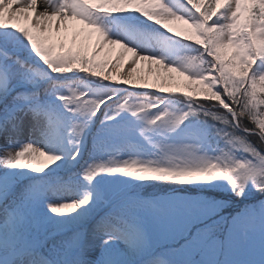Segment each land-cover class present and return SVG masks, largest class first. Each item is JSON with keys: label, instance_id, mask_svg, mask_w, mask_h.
<instances>
[{"label": "rangeland", "instance_id": "obj_1", "mask_svg": "<svg viewBox=\"0 0 264 264\" xmlns=\"http://www.w3.org/2000/svg\"><path fill=\"white\" fill-rule=\"evenodd\" d=\"M41 1L52 5L47 9L51 15L66 19L74 17L78 23L74 28L47 25L45 31L59 32L46 33L52 36L49 42L56 45L49 46L33 40L34 49L52 68L65 66L73 71L51 73L35 58L19 34L7 35L0 30V64L12 71V83L16 85L12 94L16 91L39 93L43 113V118L39 120H34L31 113L22 114L18 132L10 136L0 133V154L6 148L18 150L24 144L32 143L46 152L60 155L61 159L41 173L0 167V184L5 188L12 185L11 195L4 205H0V212L14 215L22 211L32 229V238L43 241L53 258L63 254L66 242L73 234L84 232L83 255L87 264H99V258L105 251L120 264H142L145 258L141 255L142 246L121 244L119 248L126 251V254H122L112 243L101 245L103 234L94 231V225L105 210L106 202L115 206L128 198L161 197L189 202L216 201L221 207L207 221L216 238L224 239L233 218L247 214V223L239 234V243L231 249L228 258L236 264H264V216L258 211L253 212L254 208L258 209L260 204H264V194L255 190L256 187H264V166L257 167V158L246 153L239 141L234 139L244 137L236 123V112L230 115L227 108L222 109L220 100L201 91L208 88V80H212L207 79L208 74L203 66V50L199 46L194 47V44L169 40L160 28L137 21L146 22L142 16L137 19L119 17L118 14H123L122 9L132 0ZM12 2L14 0H8L9 4ZM27 3V11L34 15L36 0H27ZM165 3L177 12L183 13L182 9H187L182 6L181 0H165ZM225 3L230 11V0H225ZM3 4L4 0H0V27L11 25L21 31L26 28V35H40V18L37 17V23L33 25L31 16L28 21L23 17L20 20L10 17L5 15ZM136 7L149 16L163 18L170 15L161 6L160 0H137ZM207 14L202 15L204 20ZM204 20L194 19L190 25L173 20L169 26L185 34H199L205 42L204 51L207 49L209 52L214 47L208 40L212 29L206 27ZM95 38L97 48H101L103 38L120 40L139 54L160 57L168 66L177 65L183 72L171 73L175 79L170 83L172 92L179 94L160 93L93 77L92 74L100 73L105 77L112 75L107 70L104 58L114 61L113 56H106L102 50L97 57L79 54L80 46L85 44L90 55ZM227 51L230 53V50ZM127 63V60L123 62L121 71ZM192 64H200V67L193 69ZM76 65L78 69L74 67ZM149 67L152 72L148 71ZM146 71L142 75L137 65V76L145 79H138L136 83H159L161 87L164 86L156 77L155 64L147 66ZM160 71L165 74L162 69ZM185 74L189 82L181 76ZM194 80H199L196 84L198 93L192 89ZM217 85L223 86L220 77ZM72 92L83 93L85 100L110 99L89 119L67 111L58 99ZM205 96L209 99L206 100ZM181 99L190 105L183 103L181 106ZM123 102H126V108L117 111L116 106ZM185 113V120L174 130L169 131L164 126L166 120ZM161 114H165L163 120L156 124L148 123V120ZM212 114L217 118L214 119ZM109 116L112 119H107ZM259 122L264 125V120ZM75 124L84 126L79 137L71 131ZM250 136L247 138L255 141V137L251 139ZM185 144L190 146L185 151H174L172 147H167ZM77 149L79 155L72 159ZM260 149L264 150V147ZM108 160L127 161L132 165L128 168L131 175L101 173L92 181L84 178L83 173L89 165ZM250 168L257 169L256 175L245 178ZM139 177L147 179L141 180ZM232 180L237 182L236 188L229 183ZM241 183L245 185L243 194L246 195L236 199L234 194L241 192ZM34 189H39L40 194L31 197ZM86 196L89 204L71 214L55 215L49 210V205L80 200ZM244 197L245 202L240 200Z\"/></svg>", "mask_w": 264, "mask_h": 264}, {"label": "snow or ice", "instance_id": "obj_2", "mask_svg": "<svg viewBox=\"0 0 264 264\" xmlns=\"http://www.w3.org/2000/svg\"><path fill=\"white\" fill-rule=\"evenodd\" d=\"M136 3L137 0H132L123 11L137 13L175 37L195 42L203 50V62L210 65L206 69L207 74L212 77L219 74L223 81L230 85L228 88L217 85L214 89L217 93L215 99L221 101L222 109L227 108L230 115L234 112L232 105L240 110L236 123L243 120L251 125V127L245 125L242 129L244 137L237 136L234 139L239 141L246 153L257 158V167L264 166V154H262L264 150L258 148L256 142L247 138L251 135L255 137V141L264 143V127L259 123L264 120V46H262L264 44V6H261L264 4V0H230V11L225 0H211L206 20L200 14L203 12L201 4L208 3V0H201L199 3L198 0H187L188 8L183 13L174 11L165 3V0H160L161 6L170 13L169 16L163 18L147 15L136 7ZM218 4L219 8L216 7ZM2 7L5 15H8L10 11L20 10L17 19L20 20L23 17L25 21H28L31 16L32 24L36 25L37 17L40 14L51 15L47 9L52 5L36 0L34 15L27 11V0H14L11 4L8 3V0H4ZM197 18L204 20L206 27L212 29L208 40L214 47L209 52L204 51L205 42L199 34H185L169 26V22L173 20L183 21L190 25ZM0 30H4L3 34L7 35L19 34V37L27 42V47L35 58L51 73L62 74L73 71L72 68H52L34 49L33 40L55 46L56 43L49 42L52 36L46 33L59 32L45 31L41 27L38 32L40 35L29 36L25 34L26 28L21 31L18 27L11 25L0 27ZM107 46H116L121 50L117 53L114 61L110 62L107 57L104 58L107 62V70L112 75L105 77L100 73L92 74L93 77L108 82L122 83L126 86L152 89L160 93L179 94L173 93L171 90L170 82L175 79L171 73H180L183 72V69H178L175 64L166 65L160 57L139 54L136 49L127 46L120 40ZM104 48L96 47L95 38L91 54L89 55L88 47L85 44L80 46L79 54L97 57ZM227 50H230V53ZM56 51L58 54V50ZM126 57L128 58L127 66L123 67L121 71ZM140 61H148L157 66L156 77L164 84L163 87L159 83H136L138 79H145L136 75L137 65ZM74 67L79 68L78 65ZM191 67L198 69L200 64H192ZM161 69L165 74H161ZM148 71L152 72V68L149 67ZM181 76L189 82L187 74ZM115 77H119V79ZM13 78L11 69L0 64V133L5 136L19 131L20 121L23 119L22 114L31 113L34 120L43 118L39 93L16 91L15 94H12L16 87L12 83ZM192 83L195 86L199 80H194ZM83 96V93L72 92L68 96H59L58 99L63 102L67 111L79 113L89 119L96 115L107 99H110V97H104L85 100ZM204 98L209 99L207 96ZM70 105H74V107H69ZM125 108L126 102L116 106L117 111ZM133 114L135 115L136 112L134 111ZM164 115L161 114L150 119L148 123L156 124L157 121L164 119ZM212 115L214 119L217 118L215 114ZM186 116L185 113L166 120L164 126L172 131L185 120ZM107 119L110 120L112 117L109 116ZM71 131L73 135L79 137L84 131V126L75 124ZM76 143L78 144L79 141ZM167 147H172L174 151H185L190 146L185 144ZM78 155L79 150L77 149L71 158L75 159ZM60 159V155L46 152L32 143H26L18 150L4 149L0 154V167L28 169L41 173ZM129 167L132 165L127 161L121 163L116 160H108L89 165L83 176L88 181H92L101 173L130 176ZM256 170V168L248 169L245 178L254 177ZM139 179L147 178L139 177ZM229 183L233 188L237 187L235 180L229 181ZM239 187L241 192L238 195L242 197L245 185L241 183ZM11 190V184L7 188L0 184V205H4L8 200ZM255 190L264 194V187H256ZM39 194V189H34L30 196L34 197ZM88 204L89 198L86 196L80 200L49 205V210L55 215H67ZM220 207L221 204L216 201L189 202L168 197L128 198L115 206L106 202L105 210L94 225V231L103 234L101 245L112 243L122 254H126V251L119 248L121 244L142 246L141 255L145 257L142 264H236L228 256L231 249L239 243V234L247 223V214L234 217L226 237L219 239L212 234L207 221L216 214ZM256 211L264 216V204H260L258 209H253L254 213ZM31 231L22 211H18L5 222H0V264H87L83 255V241L86 235L84 232L73 234L71 239L66 242L63 254L58 258H53L51 253L44 251L45 243L43 241H36L32 238ZM74 251H76L75 255H73ZM99 264H120V262L105 251L99 258Z\"/></svg>", "mask_w": 264, "mask_h": 264}, {"label": "bare ground", "instance_id": "obj_3", "mask_svg": "<svg viewBox=\"0 0 264 264\" xmlns=\"http://www.w3.org/2000/svg\"><path fill=\"white\" fill-rule=\"evenodd\" d=\"M43 3V1H41ZM20 10H17L16 12H9L8 15L11 17H18V13H19ZM48 14H40L38 16V18H40L41 20V24L45 30H47V25H50V24H55L57 26H64V27H72L74 28L77 23H78V20L74 17H69L68 19L66 18H60V17H56V16H53V15H48V17L46 16ZM114 41H111V40H108L107 38H103V40L101 41V44H100V47L103 48L105 47L104 49H102L103 53L104 54H107L106 56H113V59L115 60V57L117 55V53L119 51H121L118 47L116 46H107L108 44L112 43ZM128 61V58L126 57L124 61ZM154 63H152L153 65ZM150 63L148 61H140L138 63V66L140 67V72L142 73V75L144 73H146L147 71V66H149ZM137 75V74H136ZM147 78V77H146ZM20 144H18L17 146H19ZM12 215L8 212H0V222H5L9 217H11ZM34 240L36 241H40L39 239L37 238H33ZM44 251L47 252L46 249H44Z\"/></svg>", "mask_w": 264, "mask_h": 264}, {"label": "trees", "instance_id": "obj_4", "mask_svg": "<svg viewBox=\"0 0 264 264\" xmlns=\"http://www.w3.org/2000/svg\"><path fill=\"white\" fill-rule=\"evenodd\" d=\"M210 4H211V1H208V3H204V4L202 5L203 13H204V12H208V13H209V10H210ZM262 6H264V4H262ZM216 7H217V5H216ZM122 10H123V9H122ZM124 15L127 16V17H140V15H139V14H136V13H135V14H127V13L125 12ZM145 21H146L147 23H152V22L147 21L146 19H145ZM152 24H154V23H152ZM209 51H211V50H209ZM63 68H67V67L63 66ZM219 77L221 78L222 83H223V86H224L225 88L230 87V85L227 84L226 81H223L222 77H221L219 74H218L217 76H215V77H212V76L208 75L207 79H210V78L212 79L211 81L208 80L209 87L206 88V89H202L201 91H203L204 94H206V95H208V96H210V97H212V98H215V97L217 96V93L215 92L214 89L216 88V86H217V84H218V82H219ZM215 82H216V83H215ZM210 85H211V86H210ZM201 86H202V84H201ZM192 89H194V92H196V93L199 92V90L197 89V85H195L194 88H192ZM258 95H259V93H258ZM148 96H152V95L149 94ZM181 103L183 104V103H186V102L182 101V99H181ZM232 106H233V109H234V111L236 112V114H237V118H238V117H239L240 110H239V109H236V108H235V105H232ZM259 123H260V122H259ZM238 125H239V127H240L241 129H243L245 125H246L247 127H251V125H249L247 121H243V120H241L240 123H238ZM260 125H261L262 127H264V125H262L261 123H260ZM250 137H251V139L254 138V137H252V136H250ZM250 137H249V138H250ZM253 142H256V145H257V146H260V148H261V147H264V143H260L258 140H257V141H253ZM228 188H229V187H228ZM235 190H236V189H233L232 191H235ZM243 195H246V194H243ZM239 196H240V195H238V192H237L236 194H234V198H238Z\"/></svg>", "mask_w": 264, "mask_h": 264}]
</instances>
